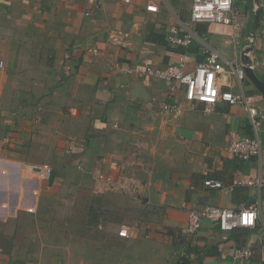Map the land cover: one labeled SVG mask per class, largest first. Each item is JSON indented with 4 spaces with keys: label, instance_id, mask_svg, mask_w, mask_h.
<instances>
[{
    "label": "crops",
    "instance_id": "0c3cea01",
    "mask_svg": "<svg viewBox=\"0 0 264 264\" xmlns=\"http://www.w3.org/2000/svg\"><path fill=\"white\" fill-rule=\"evenodd\" d=\"M193 1L0 0V264L264 262V186L234 184L235 178L264 179V158L228 152L232 133L255 137L247 111L219 102L213 112L198 105L174 118L163 110L171 101L163 81L123 72L175 64L181 55L193 58L192 69L207 47L240 66L254 35L249 61L264 81V0H237L238 46L229 35L192 23ZM151 2L158 13L146 10ZM172 28H189L196 39L188 48L174 47ZM224 83L240 91L233 75ZM244 92L264 116V96L249 78ZM259 137L264 147V120ZM44 163L54 169L47 182L31 172ZM98 175L135 194L109 190ZM209 179L223 187H206ZM63 185L73 192L87 187L86 232L74 226L79 218L63 214L71 208L79 216L80 202L47 203ZM28 203L36 213L25 211ZM184 203L234 210L258 203L259 219L254 229L231 232L204 221L189 234ZM23 214L35 215L38 227ZM122 225L130 227L129 239L118 235ZM167 241L175 246L172 256ZM242 246L253 250L247 262L233 257Z\"/></svg>",
    "mask_w": 264,
    "mask_h": 264
},
{
    "label": "built area",
    "instance_id": "2783aa9c",
    "mask_svg": "<svg viewBox=\"0 0 264 264\" xmlns=\"http://www.w3.org/2000/svg\"><path fill=\"white\" fill-rule=\"evenodd\" d=\"M125 1L127 3L130 2V0ZM236 4L237 0H194L190 20L192 23L208 25L213 33L229 35L235 46H238L242 24L241 13L237 9ZM256 9H258V6H256ZM146 10L151 13H158L159 7L151 2L146 6ZM195 39L196 33L189 28H185L182 31L178 28H172L168 35V41L174 47L188 48ZM246 41L247 44L243 48V55L250 59L255 36L247 37ZM204 56V61L196 64L192 69L189 68V65L192 63L193 58L190 55H181L179 61L175 64L164 67L144 64L139 68H125L123 72L140 79L148 78L163 81L171 98V101L163 103V110L174 118L182 116L186 111L195 110L198 105H204L207 113L213 112L219 102L243 107L248 113L255 137L239 136L232 133L228 152L242 160L257 157L259 161L263 162L264 147L259 133L262 129L264 116L260 114L258 107L254 105V98L247 96L244 92L245 83L248 81L245 68L251 67L254 69V65L250 61H245L240 66H236L233 62L227 60L225 63L223 56L210 47L204 50ZM0 66H3L2 62ZM228 74L236 78L240 89L239 92H231L224 88L226 86L224 81ZM181 91L183 97L178 98V94ZM31 172L36 175L37 180L47 182L52 178L54 169L50 164L44 163L32 168ZM97 179L104 182L109 190L131 195L135 194L133 190L128 189L112 177L98 175ZM204 184L211 189H221L223 187L222 182L210 179L206 180ZM234 184H246L260 188L264 186V179L259 177L244 181L235 178ZM38 195V189L32 190V199H36ZM183 208L188 214L186 231L189 234H195L201 229L204 221L211 222L224 232H231L237 229H254L259 219L260 206L257 203L240 210H234L205 204L200 209H197L191 208L187 203H184ZM24 209L27 213H36L34 203L26 204ZM118 235L121 238L129 239L132 236V231L128 225H122ZM252 255L253 250L250 246L238 247L233 253L235 259L245 262L249 261Z\"/></svg>",
    "mask_w": 264,
    "mask_h": 264
},
{
    "label": "rangeland",
    "instance_id": "374dc122",
    "mask_svg": "<svg viewBox=\"0 0 264 264\" xmlns=\"http://www.w3.org/2000/svg\"><path fill=\"white\" fill-rule=\"evenodd\" d=\"M65 162L66 161L59 162V164L60 165H67V163H65ZM73 178H75L74 174H72V176H69V179H73ZM83 180H84V182H86L87 179L85 178ZM81 188H80V190H76V191L73 192V190L71 191V187H68V185H66L64 187V185H63L61 187L59 193L52 194L51 196H49L47 198V203H48V205L50 207H53L56 204L57 201H60L62 199H64V200H73L74 199V200L80 202L81 203V208H80L79 216L75 215L73 213V210H71V208L65 209L64 210L65 213H63V214L66 215V216H68L69 219H70V221H71V217H73V218H79V222L78 221H75V220H72L73 221V224H74V226L81 228L82 231H85L86 232L87 231V229L85 227L86 223H83V218L86 217V215H87L88 199L89 198H88L87 193L85 192L86 189H87V187L86 186H81ZM47 214L49 216L53 217L57 213L53 212L52 210H49ZM42 215L45 216L46 215V212H43V214H41V216ZM24 216H27L30 219L29 225H31L33 227L35 225V220H33L35 218V215H27L26 214ZM39 217H40V215H39ZM31 221H33L34 223L33 222L31 223ZM34 227H38V224H37V226H34ZM71 231H72V225H70V229L68 230V232L71 233ZM167 242H168L167 245L170 246L169 247L170 248V256H172L173 253H174V247L175 246L174 245H171V244H173L171 241H167ZM174 256H175V254H174ZM129 258L132 259L131 256H129ZM168 264H172V262H170V260H169L168 261Z\"/></svg>",
    "mask_w": 264,
    "mask_h": 264
},
{
    "label": "water",
    "instance_id": "95a60500",
    "mask_svg": "<svg viewBox=\"0 0 264 264\" xmlns=\"http://www.w3.org/2000/svg\"><path fill=\"white\" fill-rule=\"evenodd\" d=\"M259 15V12H258ZM247 59V57H245ZM249 60H246L248 62ZM245 72L248 76V78L251 80L253 85L259 90V92L264 96V81L259 78L255 70L251 67H246Z\"/></svg>",
    "mask_w": 264,
    "mask_h": 264
},
{
    "label": "trees",
    "instance_id": "16d2710c",
    "mask_svg": "<svg viewBox=\"0 0 264 264\" xmlns=\"http://www.w3.org/2000/svg\"><path fill=\"white\" fill-rule=\"evenodd\" d=\"M180 264H185V263H180Z\"/></svg>",
    "mask_w": 264,
    "mask_h": 264
}]
</instances>
